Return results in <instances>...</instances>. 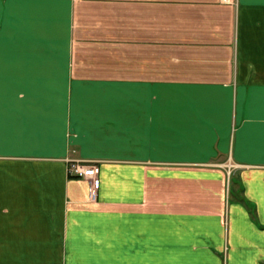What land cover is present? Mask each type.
I'll list each match as a JSON object with an SVG mask.
<instances>
[{
	"label": "crops",
	"instance_id": "obj_1",
	"mask_svg": "<svg viewBox=\"0 0 264 264\" xmlns=\"http://www.w3.org/2000/svg\"><path fill=\"white\" fill-rule=\"evenodd\" d=\"M0 264H264V0H0Z\"/></svg>",
	"mask_w": 264,
	"mask_h": 264
},
{
	"label": "built area",
	"instance_id": "obj_2",
	"mask_svg": "<svg viewBox=\"0 0 264 264\" xmlns=\"http://www.w3.org/2000/svg\"><path fill=\"white\" fill-rule=\"evenodd\" d=\"M99 161L96 159H78L69 163L68 173L83 178L88 182V200L94 201L97 196Z\"/></svg>",
	"mask_w": 264,
	"mask_h": 264
},
{
	"label": "rangeland",
	"instance_id": "obj_3",
	"mask_svg": "<svg viewBox=\"0 0 264 264\" xmlns=\"http://www.w3.org/2000/svg\"><path fill=\"white\" fill-rule=\"evenodd\" d=\"M222 1L223 2H230V0H222ZM74 151H75L74 149H71L70 150L71 153H73ZM78 159L80 160V159H94V158L76 157V156H73V155H69L68 154L66 156V158H65V160H66L65 162L67 163V174H68V177H75V176H72V175H70L68 173V167H69V163H71V162H73L75 160H78ZM221 167H222V169L225 172V178H226L225 189H227V192H231V194H233V192L231 190H229V189L232 188V190L234 191L235 194H236V192H238L237 194H239L240 193L239 184H237V182L235 183V180H236V176H237V174H236L237 171L236 170L240 167V164H238L237 162H234L232 160V158L227 157L221 163ZM75 178H78V177H75ZM233 180H234V183L235 184L233 186H231L232 185L231 183L233 182ZM87 184H88V182H87ZM229 185H230V187H229ZM235 194L233 195L234 197H235Z\"/></svg>",
	"mask_w": 264,
	"mask_h": 264
}]
</instances>
